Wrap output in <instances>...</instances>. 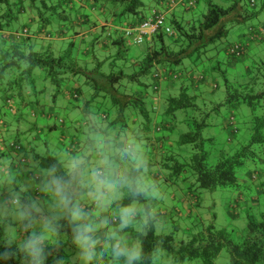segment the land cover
<instances>
[{
    "label": "trees",
    "instance_id": "trees-1",
    "mask_svg": "<svg viewBox=\"0 0 264 264\" xmlns=\"http://www.w3.org/2000/svg\"><path fill=\"white\" fill-rule=\"evenodd\" d=\"M154 1L157 7L145 13L142 0H0V157L14 159L16 176L29 165L26 191L14 187L25 207H34L31 194L40 207L46 205L37 228L27 220L20 244H4L0 233V264H36V250L28 245L45 234L51 238L41 245L43 264H80L86 250L90 264H161L162 251L171 264H216L224 249L229 264H264V211L259 219L247 215L244 234L203 224L186 241L176 231L157 232L159 224L176 223L175 211L149 195L160 181L158 169L151 174L157 167L167 172L166 182L192 176L197 188L207 190L249 180L246 203L264 208V0H237L228 8L208 1L202 19L197 0ZM169 8L172 33L162 29L146 42L143 55L129 53L135 44L125 28L156 14L167 19L163 11ZM178 8L187 19H177ZM132 19L139 22H128ZM238 25L246 28L244 40L223 47ZM54 38L63 41L55 46ZM236 44L242 45L240 54L231 52ZM207 61L213 62L209 68ZM221 90L225 98L216 101ZM102 105L115 115L101 113ZM223 109L230 111L226 141L205 135L218 126L213 116ZM241 111L246 117L238 118ZM179 112L185 115L180 121ZM121 119L125 125L119 128ZM177 123L185 125L183 132ZM55 132L66 161L48 149L47 134ZM31 143L46 146L47 155ZM183 146L192 151L178 150ZM97 166L110 168L120 181L94 182L90 174ZM241 169L245 179L238 177ZM52 177L54 197L41 185H51ZM1 178L0 189L10 191L9 177ZM115 186L122 196L113 200ZM193 188L176 186L189 210L199 201ZM58 195L68 198L67 206ZM77 204L80 219L73 216ZM83 213L95 217L90 239L72 228L85 222Z\"/></svg>",
    "mask_w": 264,
    "mask_h": 264
},
{
    "label": "rangeland",
    "instance_id": "rangeland-1",
    "mask_svg": "<svg viewBox=\"0 0 264 264\" xmlns=\"http://www.w3.org/2000/svg\"><path fill=\"white\" fill-rule=\"evenodd\" d=\"M197 1H198V5L196 6V9L197 11L199 10L198 18L202 19L203 15L207 13L208 1H211L212 3L217 4L221 7L228 8L233 3H235L237 0H197ZM142 2H144L148 7L145 13H149V11H153V9H155L154 7H157L154 0H142ZM181 10L182 9L178 8V13L176 15L177 19H187L188 14H186V18L182 17L181 12H180ZM163 12L166 13L167 22H168V20L171 19L172 17L171 14L169 13L170 8L168 10H164ZM242 33H244V26L242 25H238L236 27L231 28L229 35L227 39L225 40V43L223 44V47L224 45H227L228 43L241 42L242 40H244L243 36L239 38V35ZM147 46L148 45L145 42L144 44L138 47H131L129 50V53L135 56L138 55L139 53L143 55L147 49ZM256 48L257 47H255V49ZM187 63L189 62L187 61ZM212 63H213L212 61H207L208 67L206 66V68L211 67ZM232 67L233 66H231V68ZM202 69L203 68L201 66L197 71L199 72ZM42 84L43 83L40 80V82L38 83V85L41 87L40 89H42L43 87ZM215 96L218 99L216 101H220L221 99L225 98V92L221 90L219 93H216ZM58 103L60 105L63 102L58 101ZM100 107H101V113H105V114L110 113L111 116L115 115V114L112 115L111 112H109L110 110H108L106 105L105 106L102 105ZM229 113L230 111H228L227 109H223L222 114L214 115L213 120H217L218 126L209 128L207 131H205V135L210 136V137L211 136L217 137L220 141H226L228 139V133L231 130L230 128L226 129L224 127L225 119L229 116ZM246 113H242L241 111L238 114V118L246 117L247 115ZM61 115L63 114H57V116H61ZM31 116L32 115L29 114V118H31ZM178 117L180 121L185 118V115L183 114V112H179ZM62 119H64V117H62ZM54 120H57V118ZM48 121H52V120H48ZM123 125H125V121L121 119V121L118 123V127L121 128V126ZM177 126H178V131L183 132L185 130V125L177 123ZM26 136L27 135L20 136L19 139H21L22 143L27 139ZM59 136L60 134L56 132L52 134H47L46 141H48L49 143L48 149L50 150L51 154H55L61 161H66L67 155L64 152H62V149H63L62 145L60 143H57ZM30 147H33L37 149L38 151L40 150L42 155H47L46 153L47 149H46V146L44 145L31 143ZM142 149L143 151H146V150L149 151L148 148H145V147H143ZM178 150H181L186 154L187 152L191 150V146H183ZM90 152L92 153V151ZM24 154L29 155L28 145H26V153ZM24 154L22 156H24ZM13 158H15V156ZM184 160H185L184 158L180 159L181 162H183ZM1 162H3V158H1ZM4 165H5V169H7L10 164L6 163ZM29 168H30L29 165L23 164L19 170L20 172L22 170L21 175L27 176V172L29 171ZM32 170L36 172L37 174L41 175L40 170L33 169V168ZM243 170L241 169V171L239 172L238 177L240 179H245L242 174ZM15 171L17 170L15 168H12V172H15ZM155 171H156V174L161 175V176L159 175L160 181H159V184H157L156 188L154 186L152 190H149L150 191L149 195L151 196L152 194L160 206H162L163 203H165L166 204L165 206L168 210L171 211L172 209H174L175 212H171V213L174 216V220L176 222L174 224H167V226L165 227L159 224V226H157L156 228L159 234H171L172 232L174 233V231H176V238L187 241L188 239L191 238V233L199 231L203 227V224L210 225L212 223L218 229H228L231 231L234 230L235 234L237 235L244 234V232L247 229V222H248L247 215H250V216H253L259 219L261 216V213L264 211V208H262L260 211V209H255L252 206L249 207L248 204L246 203L247 197L250 198L252 194L251 190L248 189L247 186L245 185V184L247 185L250 184L251 181L249 180H246V181L240 180V186L238 185L239 187L238 186L232 187V188L220 187L215 190H207V189L197 188L195 186V179L192 176L185 181H183L184 177L178 178V177L173 176L175 180H174V184H171V182H166L164 179L165 176L168 175L166 171H163L165 176L162 172H160L159 168L157 167L152 168L151 174L154 173ZM13 175H17V174L13 173ZM46 175L49 176L51 174L48 171H45L44 176ZM16 178L17 180L14 181L12 179L10 181L11 184L9 183L10 191H7V190L4 191L3 189H0V233L4 234L3 243L6 245L20 244L22 241V237H21L22 234L20 235V231H22L24 235L27 233V229H26V227L28 226L27 220L31 218V220L34 221L35 227L37 228L38 225H37L36 217L38 214L43 213V210H41V208H46L45 207L46 205H42L40 207L37 204L39 203L41 205V202L37 201V203H35L33 201V199L35 198L33 194H31L32 199L31 198L30 199L32 200L34 207L30 209L26 208L23 202V195L18 190H14L15 189L14 187L17 185L18 189L22 192L24 191L25 186L27 187L26 184H28V182L25 181L23 178H18V177ZM53 179L54 178L52 177V180ZM149 180L150 179H147L145 181V185H150L152 183V182H149ZM0 182H3L2 184L5 183L4 180L1 178V175H0ZM46 182L47 181L42 182L41 185L44 188L48 187L46 190L49 193H51L54 197L56 190L55 191L53 190L54 192L53 191L50 192L49 189L52 186L57 185V183L56 184L51 183V185L47 186ZM176 186H183L185 188L194 187L193 188L194 192L197 194L196 196L197 198H199V201L198 203L195 202L194 204L193 202H191L192 209L189 210L187 208V204L184 201L181 193H179L176 190ZM34 187H35V184L33 183L32 188L34 189ZM12 189L13 191H11ZM174 195H176V198H173ZM60 196L58 197L59 198L58 200L59 202H63ZM110 196L112 197L113 200L119 199L122 196V192L119 191L117 186H115L111 188ZM1 200L9 201V204L6 207V211L9 214H5V211H4L5 209L2 207ZM188 207H189V204H188ZM33 209L35 210L34 214L32 213ZM47 212L50 213L49 210ZM175 225L179 227H175ZM80 247L82 248V243L80 244ZM86 253L87 255L84 258L83 257H81L82 259L79 258L81 260L80 264H90V259H91L90 254L87 252V250H86ZM161 255H162L161 259H164L163 262H161V264H171V261L169 260L166 252L162 251ZM229 262H230V254L227 249H224L219 255V257L216 259V264H229ZM180 264H195V263L186 261Z\"/></svg>",
    "mask_w": 264,
    "mask_h": 264
},
{
    "label": "clouds",
    "instance_id": "clouds-1",
    "mask_svg": "<svg viewBox=\"0 0 264 264\" xmlns=\"http://www.w3.org/2000/svg\"><path fill=\"white\" fill-rule=\"evenodd\" d=\"M90 175L92 176L94 182H98V184L102 185H106L109 182L118 183L121 179V177L114 173L110 168H105L102 166H97L96 168H94ZM52 183L56 184L57 181L53 179ZM61 200L65 203V206H67L68 198L61 196ZM74 207L77 210L73 213V216L76 219H80L82 209L79 207L78 204L74 205ZM83 215L86 217L85 222L79 225H73L72 228L76 235L84 234L85 239H90V237L87 236V233L93 231L95 227V217L90 216L87 213H83ZM50 238L51 237L49 235L45 234L40 236L38 239L31 241V243L28 245L29 249L34 248L36 250V256L34 257V259L36 260V264H43V261L38 258L40 253L43 251L41 245L45 239Z\"/></svg>",
    "mask_w": 264,
    "mask_h": 264
},
{
    "label": "built area",
    "instance_id": "built-area-1",
    "mask_svg": "<svg viewBox=\"0 0 264 264\" xmlns=\"http://www.w3.org/2000/svg\"><path fill=\"white\" fill-rule=\"evenodd\" d=\"M162 29H165V31L168 33H172L166 16L164 14H156L155 16L139 23L136 26L125 28L124 33L130 44L142 45L145 42L151 40V38ZM26 32L27 30H25V33ZM242 51V45L240 44H236L231 49V52L234 54H240Z\"/></svg>",
    "mask_w": 264,
    "mask_h": 264
},
{
    "label": "crops",
    "instance_id": "crops-1",
    "mask_svg": "<svg viewBox=\"0 0 264 264\" xmlns=\"http://www.w3.org/2000/svg\"><path fill=\"white\" fill-rule=\"evenodd\" d=\"M132 22L133 24H136V23H138L139 21L138 20H136V19H132V20H128V22ZM261 30H263V27H261L260 28V31ZM246 31V28H244V32ZM243 34V33H242ZM242 34H240L239 35V38L242 36ZM43 37H42V35L40 36V39H42ZM238 38V39H239ZM43 40V39H42ZM47 40V39H46ZM46 40H44V42L46 43L47 41ZM51 41H53V44L56 46V45H58V43H60V41H63V40H60L59 38H55V39H53V40H51ZM138 46H140V45H135V47H138ZM20 129H23V128H21L20 127ZM1 158H3V162H1ZM17 159H19V157H17ZM13 160L14 159H10V156H6V155H4V156H2V157H0V175L1 176H3V177H5V180H7L8 179V177H9V181H11L12 180V176H13V174L12 173H14V172H12V163H13ZM6 163H9L10 165H9V167L7 168V169H5V165L4 164H6ZM21 172H22V170H21ZM21 172L20 171H18V173H19V176L21 175ZM10 175V176H9ZM19 176H16V175H14V177H18V178H24V180L26 181V180H29V182H30V177L28 178V176H25V175H21L20 177ZM28 178V179H27ZM32 178V177H31ZM4 179V178H3ZM46 184H47V186H48V183L46 182ZM8 189H9V186H8ZM10 190V189H9ZM24 191H26V186H25V188H24ZM2 198H4V197H2ZM1 203H2V207L5 209L4 211H5V214H9L7 211H6V207H7V205L9 204V201L8 200H6V201H4V200H1ZM27 208V207H26ZM29 219V218H28ZM32 233H36L35 231H32ZM23 235V232L22 231H20V235ZM22 237V236H21Z\"/></svg>",
    "mask_w": 264,
    "mask_h": 264
}]
</instances>
